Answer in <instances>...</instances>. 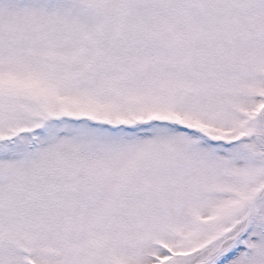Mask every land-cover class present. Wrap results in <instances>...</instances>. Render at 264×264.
I'll return each instance as SVG.
<instances>
[{
  "label": "snow or ice",
  "instance_id": "6c2138e0",
  "mask_svg": "<svg viewBox=\"0 0 264 264\" xmlns=\"http://www.w3.org/2000/svg\"><path fill=\"white\" fill-rule=\"evenodd\" d=\"M0 264H264V0H0Z\"/></svg>",
  "mask_w": 264,
  "mask_h": 264
}]
</instances>
